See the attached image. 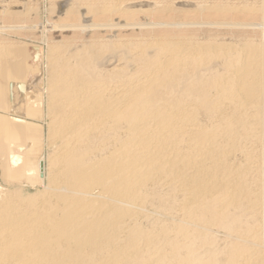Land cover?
I'll return each mask as SVG.
<instances>
[{
    "label": "bare ground",
    "instance_id": "6f19581e",
    "mask_svg": "<svg viewBox=\"0 0 264 264\" xmlns=\"http://www.w3.org/2000/svg\"><path fill=\"white\" fill-rule=\"evenodd\" d=\"M40 1L0 0L2 26L35 16L0 33L59 39L46 64L0 39V109L45 92L60 146L35 164L45 192L0 190V264H264V0H67L84 8L49 30Z\"/></svg>",
    "mask_w": 264,
    "mask_h": 264
},
{
    "label": "rangeland",
    "instance_id": "374dc122",
    "mask_svg": "<svg viewBox=\"0 0 264 264\" xmlns=\"http://www.w3.org/2000/svg\"><path fill=\"white\" fill-rule=\"evenodd\" d=\"M66 1L67 0H65V1L64 0H43V1L41 0L40 2H38L39 3V4H37V7H38L37 8L38 9L37 12H38V14H36L37 13L36 12L35 15H36V18L39 19L38 20V24L40 25L41 29L44 28L45 30H49L51 28V24L52 23L53 24H54V22L55 23H59L63 19L62 16L64 15L63 13L66 10V8H65L66 6H67V9H70V8L72 9V7H74L75 9L74 8L73 9L75 11L76 10L79 11V9H81V7H82V6L80 7V5H82V3H84V2H82L80 4L78 3L77 5L75 4L76 5L75 6L74 3H72V2L70 3V2H66ZM255 1L257 3H255ZM241 3H243V4L246 3L245 5H249V6H256L258 4V0H242ZM49 4H50V6H49ZM55 6H56V8H55ZM171 6L172 7H170V8H173L174 4H172ZM82 8H84V7H82ZM53 9H54V11H53ZM175 11H176L175 14H174L175 21L185 20V16H184V14H182V10L181 9L180 10L178 9V10H175ZM172 12L173 11L170 10L169 13H172ZM28 17H29V21L28 22L25 20L24 23L21 22L20 25L19 24L10 25V24H6L5 23V26H2L4 23H3V20L0 18V30L1 31L12 30V28L21 29L23 27L26 28V29L30 28L29 30L34 29V27L32 25L35 24L33 22L35 16L31 17L30 15H28ZM4 21H5V19H4ZM25 22H27V23H25ZM25 24H28L29 26H27ZM6 25H8V27L10 26V28H8ZM17 25H18V27H17ZM19 26H21V27H19ZM206 26H207L206 24H203L202 28H206ZM2 27H6V29L5 28L3 29ZM245 28H248V27L247 26L243 27V29H245ZM235 33H236V29L234 27V22L233 21L232 22L228 21V22H226L224 24H220L218 36H220L221 38L226 39L229 42L231 40H234V39H232V36L234 35V37H236ZM0 35L2 37L0 39H4L5 38L3 41H6V42L8 41V43H13V44L17 43V44H20V45H24V43H25L24 46H26V45L28 46L29 45L28 47L29 48H33L34 50H35V48L39 49L40 52L43 54L42 55L43 58H41L43 64L47 63V61H45V60H47L48 57H49V55H47V54H48V50H49L50 44L52 45V41H54L53 44L59 42V39L55 38L57 36L53 37V35H51V36H48V38H47V36L46 37L40 36L41 35L40 33H37L36 35H33L32 33H28V36H21V35L19 36L17 34H10V33H0ZM104 35H103V38L100 39V41L103 42V43L104 42L105 43H109L111 38H108L109 36L106 37V34H104ZM4 36H6V37H4ZM87 37H89V38H85L84 37L85 39L84 38L79 39L81 42L78 41L77 44L80 43L82 45V41H85V40L86 41L90 40V42L95 41V40L99 41V39H97V38H92L90 36H87ZM113 38H114V36H113ZM104 39H105V41H103ZM118 40H119V38L116 37L115 40L112 39L111 41L117 43ZM0 41H2V40H0ZM26 43H28V44H26ZM48 45H49V47H48ZM81 45H77V46L80 47ZM37 46H39V47H37ZM45 56H47V57H45ZM45 58H47V59H45ZM113 63H115V65H116V62H113ZM45 66L46 65H44L43 67H45ZM18 71H20L19 72L20 74H18ZM21 71L22 70H17V72H14V73H17V75H21L22 74ZM47 71L48 70L45 69V72L43 73L44 74L43 75L44 80H46L48 78ZM26 83H28L27 85H29V83L31 84V81H27ZM19 93L23 94V92H19ZM42 98H41L42 100H40L41 104L39 103V108H38L39 111L36 110V111H38L37 112L38 114L34 113V115H33V112H35V111H33L32 108H31V110L33 112L30 113V114L32 116H30V114H27L29 112H24L25 114L23 113V115H20L23 112V111H21V106H17L18 113L16 112L17 111L16 107L13 108L14 111L16 109V111H15L16 113L15 112H10V111H13L12 109L11 110L9 109L10 111L8 110V112L6 110L3 111L2 109H0V117H1V119L3 118L2 119L3 121L2 120L0 121L1 122L0 123V187H1L0 190L2 192H4L3 190H5V192L8 190L9 192L14 193L15 191L19 190V191H22L23 195H25V196L26 195L27 196L28 195H30V196L31 195H33V196L35 195L37 197L41 193L45 192L46 191L45 189L49 186V185H47V184H49L48 183L49 179H47V178H49V176H47V175H50L49 174L50 173L49 172L50 171L49 167L47 168V171L48 170L49 171L48 172L46 171L44 177L40 176V177L43 178V180H42V178H39L38 175H37L38 178H36L37 168H36L35 164L40 162L42 157H44L47 160V162L49 163L50 162L49 161L50 160L49 156L50 155L52 156V154L54 152H56L55 150L58 149L57 147L60 146V143H54V142L51 141V137L49 136L50 135V132H49L50 131L49 130L50 127L49 126H50V122H51L50 121L51 117H50L49 104H47L49 99H48V97H47L45 92L43 93ZM27 102H29V101H26V102L24 101L25 104ZM11 103L12 104L14 103V105H15L16 102H11ZM24 103H22V104H24ZM17 105H19V104H17ZM28 105H30V104L28 103ZM28 108L30 110V106ZM19 110H20V113H19ZM26 115H28V116H26ZM6 116L8 117V119H7ZM8 120H9V122H8ZM13 120H17L18 122L15 121L16 123H14ZM20 122H21V124H19L17 126V123H20ZM16 135H17V137H16ZM11 143H13V144H11ZM7 149H8V151H7ZM10 155H11V158H10ZM20 157H21V159H19ZM22 158H24V160ZM22 161L23 162L25 161V164L24 163L22 164ZM15 163L19 164L20 166H18ZM48 163H47V165L49 166ZM21 165H22V167H21ZM12 167H14V168L11 169ZM16 167H17V169L20 167L22 170H20V168L18 170H15ZM8 171H10V173ZM13 173H15V174H13ZM16 173H17V176H15ZM8 176H9V178H8ZM10 176H12V177L14 176L15 178L14 177L13 178L16 181ZM9 179H11V180H9ZM38 179H40V181L42 180L43 183H42V181L41 182L38 181ZM4 182L7 183V184H5ZM19 191H17V193L20 194L21 192H19ZM33 196H31V197H33ZM154 207H155V205L153 207H150V212L152 213V216L156 217L159 220H162V223L165 224V225L166 224H170V221H171L172 218L173 219L177 218L176 220H178V218H179L178 210H176V208H174V210H172V209L166 210V213H164V211H162V212L156 211L158 209L156 207H155L156 209H154ZM167 211H168V213H167ZM169 211H172V212L175 211L176 213L175 212L174 213L171 212L172 214H170ZM173 215H174V217H173ZM167 220H169V222H167ZM173 221H175V219L172 220V222ZM143 225H144L143 227H145L144 229H147L146 228V226H147L149 228L148 230L153 229L155 227V224H153L152 220L147 221V222L144 221ZM222 236L223 235H218V239L219 238L221 239V241L219 242L220 245H222V239H223Z\"/></svg>",
    "mask_w": 264,
    "mask_h": 264
}]
</instances>
